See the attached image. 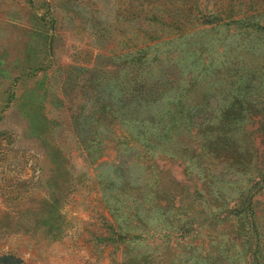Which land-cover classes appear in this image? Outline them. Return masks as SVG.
<instances>
[{"label":"rangeland","instance_id":"1","mask_svg":"<svg viewBox=\"0 0 264 264\" xmlns=\"http://www.w3.org/2000/svg\"><path fill=\"white\" fill-rule=\"evenodd\" d=\"M263 170L264 0H0V255L264 264Z\"/></svg>","mask_w":264,"mask_h":264},{"label":"trees","instance_id":"2","mask_svg":"<svg viewBox=\"0 0 264 264\" xmlns=\"http://www.w3.org/2000/svg\"><path fill=\"white\" fill-rule=\"evenodd\" d=\"M235 117L236 118L240 117V114H236V113L231 112V111L227 112V113L224 112L222 114V116H221V121L224 124V122L227 121L229 118L234 119ZM139 134H141V133H138L136 135L138 136ZM85 148L86 147L84 146L83 149H85ZM257 182L260 183L259 187L264 185V170H263V173L261 174L260 180L256 179L254 184H256ZM249 197H250V195H249ZM249 197H247V199ZM246 200L244 199L241 204L240 203H235L236 205L233 207L234 209H232L233 211H235V214L242 213L243 218H245V220L247 219V216L250 219L252 218L251 217L250 201H248L249 199L247 200L248 202ZM249 214H250V216H249ZM254 251L255 250H253L252 253ZM252 255H254V254H252ZM252 260H253L254 264H258L259 263L258 259H257V256H253ZM0 264H22V263H21V260L18 257L14 256L13 254H2V255H0Z\"/></svg>","mask_w":264,"mask_h":264}]
</instances>
